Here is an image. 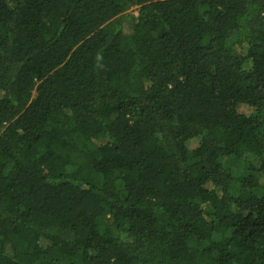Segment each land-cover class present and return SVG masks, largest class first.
Wrapping results in <instances>:
<instances>
[{
  "label": "trees",
  "instance_id": "obj_1",
  "mask_svg": "<svg viewBox=\"0 0 264 264\" xmlns=\"http://www.w3.org/2000/svg\"><path fill=\"white\" fill-rule=\"evenodd\" d=\"M0 264H264V0H0Z\"/></svg>",
  "mask_w": 264,
  "mask_h": 264
},
{
  "label": "rangeland",
  "instance_id": "obj_2",
  "mask_svg": "<svg viewBox=\"0 0 264 264\" xmlns=\"http://www.w3.org/2000/svg\"><path fill=\"white\" fill-rule=\"evenodd\" d=\"M129 10H130V13H131V14H135V13H136V11H135V8H134V7L130 8Z\"/></svg>",
  "mask_w": 264,
  "mask_h": 264
}]
</instances>
